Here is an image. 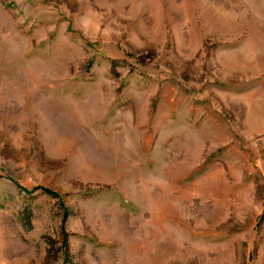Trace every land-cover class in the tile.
I'll list each match as a JSON object with an SVG mask.
<instances>
[{"label":"rangeland","instance_id":"obj_1","mask_svg":"<svg viewBox=\"0 0 264 264\" xmlns=\"http://www.w3.org/2000/svg\"><path fill=\"white\" fill-rule=\"evenodd\" d=\"M0 264H264V0H0Z\"/></svg>","mask_w":264,"mask_h":264}]
</instances>
